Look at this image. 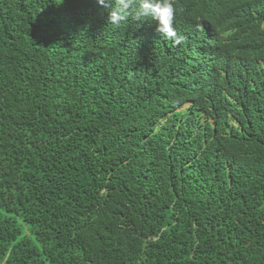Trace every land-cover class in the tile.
<instances>
[{
	"label": "trees",
	"instance_id": "16d2710c",
	"mask_svg": "<svg viewBox=\"0 0 264 264\" xmlns=\"http://www.w3.org/2000/svg\"><path fill=\"white\" fill-rule=\"evenodd\" d=\"M106 2L0 0V264H264V0L179 45Z\"/></svg>",
	"mask_w": 264,
	"mask_h": 264
},
{
	"label": "clouds",
	"instance_id": "9594fccd",
	"mask_svg": "<svg viewBox=\"0 0 264 264\" xmlns=\"http://www.w3.org/2000/svg\"><path fill=\"white\" fill-rule=\"evenodd\" d=\"M100 6L107 7L106 0H96ZM113 7L108 14L107 24L119 28L122 23L131 18L138 24L150 19L155 21V31L165 39L179 45L183 37L178 35L175 28L178 12L188 13L194 16L191 20L184 21L195 29L189 37L196 38L198 34L219 42L227 36L225 20L233 12L242 6V0H112ZM244 8H262L261 4L248 2ZM246 32V30L244 31ZM228 37V36H227ZM237 41L236 50L238 56H233L237 64L242 65L244 56L250 54L255 70L264 74V28L260 25L257 34L246 35L242 41ZM210 47L203 42L197 51L198 55L209 54ZM233 53L232 51H230ZM223 88L221 93H223Z\"/></svg>",
	"mask_w": 264,
	"mask_h": 264
},
{
	"label": "rangeland",
	"instance_id": "374dc122",
	"mask_svg": "<svg viewBox=\"0 0 264 264\" xmlns=\"http://www.w3.org/2000/svg\"><path fill=\"white\" fill-rule=\"evenodd\" d=\"M187 105H185V107H186Z\"/></svg>",
	"mask_w": 264,
	"mask_h": 264
}]
</instances>
